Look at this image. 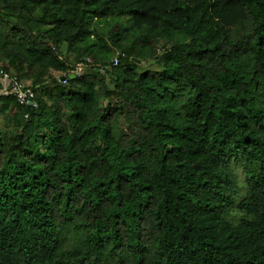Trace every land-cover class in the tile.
Segmentation results:
<instances>
[{
    "label": "clouds",
    "instance_id": "clouds-1",
    "mask_svg": "<svg viewBox=\"0 0 264 264\" xmlns=\"http://www.w3.org/2000/svg\"><path fill=\"white\" fill-rule=\"evenodd\" d=\"M0 80V191L39 194L40 171L55 185L46 230L0 224V264H195L199 251L264 264V230L248 227L264 226V0H0ZM215 125L232 149L218 165ZM194 169L218 206L184 238L163 200Z\"/></svg>",
    "mask_w": 264,
    "mask_h": 264
},
{
    "label": "trees",
    "instance_id": "trees-1",
    "mask_svg": "<svg viewBox=\"0 0 264 264\" xmlns=\"http://www.w3.org/2000/svg\"><path fill=\"white\" fill-rule=\"evenodd\" d=\"M0 85H3L5 88L9 86V81L0 80ZM214 85L210 84V87ZM199 95V93L197 94ZM228 103L225 105L229 112L235 111V105L231 103V98L227 97ZM203 111V105L200 106ZM208 108L210 109L207 112V116H220L224 113V108H222L217 102L215 105L209 104ZM208 119H203L201 123L207 124ZM168 131L165 134V141L167 144L172 145L177 150L182 148L183 137H178L173 132L174 126H167ZM211 131V137L215 140L214 147L216 148V152L213 154L214 159H212V164H220L226 162L227 159L231 158L232 149L229 145V133L224 132L221 134V129L219 125L214 126V131ZM172 149L169 148V151ZM177 155H180V152L177 151ZM187 156L196 155L197 157L208 158L207 153H187ZM166 158V157H165ZM179 167V162L177 163ZM29 167H33L29 165ZM183 171V169H182ZM43 175V172L40 171L35 173L32 177L33 181H35L39 186V194H37L34 188L30 187L28 182H25L23 185L20 183H11L8 187H6L3 191H0V208L9 203L12 204L13 208H18L19 210L13 215L9 216L5 213L4 218L0 220V224H2L5 228H8L10 232L14 236H18L23 238L27 235V230L36 229L39 230L41 228L47 229V226L50 223V210L49 205L45 197L48 195L49 189H54L55 185L47 184L40 179ZM134 175V173H133ZM190 180L186 181L188 187L184 186L185 181H181L177 183V178H169L170 179V187H171V199L166 195L163 200V208L166 214H170L174 216L176 219V227L177 232L180 233L181 237L191 238L194 236V232L191 230L193 225L187 224L186 221L189 217L199 216L202 219L211 217L214 213L211 212L212 207H217L218 205L210 202L208 200H203L198 191L196 190L201 185H207L209 183L208 179L203 177V170L194 169L190 173ZM195 186V187H193ZM117 187H119L117 185ZM163 192L167 193L168 188L162 189ZM141 192L146 198H150L152 196V190L150 185H145ZM60 193H57L59 195ZM55 198V197H53ZM191 202L192 205H199L200 209H207V211H198L195 207H189L188 202ZM27 213V215H25ZM116 217L120 216V213H115ZM157 215H159V209H157ZM132 218H136L138 221L143 222L144 217H137L136 212L132 213ZM214 221L208 220V223H213ZM116 223L119 224L120 220L117 219ZM161 224L164 223L163 220L160 221ZM249 230H254L256 228H260V230H264V226L261 225H249ZM181 229H188V231H181ZM119 231V229H117ZM171 231V228L169 229ZM9 238V233H6L0 230V242H6ZM214 248H219V245H215ZM194 252L197 249L193 250ZM230 255V253H229ZM224 256L222 254H217L215 251H199V255L197 257V261L195 264H219L220 260H223Z\"/></svg>",
    "mask_w": 264,
    "mask_h": 264
},
{
    "label": "built area",
    "instance_id": "built-area-1",
    "mask_svg": "<svg viewBox=\"0 0 264 264\" xmlns=\"http://www.w3.org/2000/svg\"><path fill=\"white\" fill-rule=\"evenodd\" d=\"M9 84H10V82H9Z\"/></svg>",
    "mask_w": 264,
    "mask_h": 264
}]
</instances>
